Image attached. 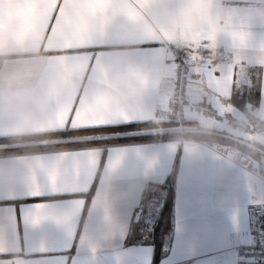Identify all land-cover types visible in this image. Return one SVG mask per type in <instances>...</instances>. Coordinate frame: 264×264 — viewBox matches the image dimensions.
<instances>
[{
	"label": "clouds",
	"instance_id": "9594fccd",
	"mask_svg": "<svg viewBox=\"0 0 264 264\" xmlns=\"http://www.w3.org/2000/svg\"><path fill=\"white\" fill-rule=\"evenodd\" d=\"M95 5L96 0H85L83 7ZM112 28L118 29L121 51L96 52L89 58L92 46ZM149 38L164 47L191 49L199 44L206 52L196 61L195 95L188 96L189 104L176 108L166 101L163 105L168 116L187 122L174 130L173 143L188 153L223 158L243 172L251 189L264 192V103L242 112L220 111L221 116L232 113L223 123L208 108L220 110L229 104L210 74L240 65L250 47V33L219 0H112L103 14L89 10L71 22L61 18L55 31L44 29L25 0H0V137L25 150L10 157L0 153V164L16 166L24 178L20 190L38 184L42 177L51 188L53 180L56 188L70 180L71 170L61 159L67 152L47 153L43 148L51 143L60 115L69 110L73 97L78 110L73 121L80 122L92 118L101 99L107 114L120 116L147 88L159 87L131 52ZM226 41L231 43L230 62L224 61L220 51ZM259 55L264 62V45ZM143 118L157 124L163 119L152 111H145ZM93 152L94 166L99 153ZM118 167L115 157L109 161L104 184L92 204V211L102 210L109 222L107 200ZM80 207L77 203L63 209L61 225H70ZM0 235L6 240L7 229H0ZM85 243L93 249L98 246L87 236ZM11 264L28 262L18 255Z\"/></svg>",
	"mask_w": 264,
	"mask_h": 264
},
{
	"label": "crops",
	"instance_id": "0c3cea01",
	"mask_svg": "<svg viewBox=\"0 0 264 264\" xmlns=\"http://www.w3.org/2000/svg\"><path fill=\"white\" fill-rule=\"evenodd\" d=\"M219 3L250 33L247 58L240 65H234L230 98L227 90L221 94L228 100L226 107L233 112L259 107L264 103V62L259 55L264 45V0H219ZM189 50L174 45L164 47L158 40L145 39L131 49L132 56L144 67L150 81L159 82V87L147 88L142 97L130 105L125 113L128 118H124V114L114 117L106 113L107 123L85 127L89 119L72 121L67 129L73 130V125L83 130L152 121L143 118V114L145 111L157 114L164 109L166 101L169 103L178 60L193 70L190 95L194 96L197 59L193 62L191 56L200 58L206 52L197 54ZM119 51L116 28L110 29L109 34L90 49L91 53ZM220 51L224 61L230 62L231 43L224 42ZM248 95H252V100H248ZM67 129H61L60 123L55 133ZM61 151L67 154L98 151L99 155L94 166L92 161L83 160L79 177L56 190L42 177L40 195H30L28 189L23 188L14 198L0 201V206L14 207L18 227L10 236L9 245L15 255L28 264H235L233 250L249 241L248 206L258 200L260 190L251 189L243 172L221 157L188 153L176 146L173 138L45 152ZM118 154L122 159L111 177L107 200L112 216L109 222L102 210L92 211V204L104 184L107 164ZM170 190L173 191L172 229L156 257V234L149 237L139 232L141 212L151 197L167 196ZM77 202L81 207L70 225L45 221L33 227L23 222L24 213L37 204L69 209ZM86 236L97 242L95 249L85 243Z\"/></svg>",
	"mask_w": 264,
	"mask_h": 264
},
{
	"label": "snow or ice",
	"instance_id": "6c2138e0",
	"mask_svg": "<svg viewBox=\"0 0 264 264\" xmlns=\"http://www.w3.org/2000/svg\"><path fill=\"white\" fill-rule=\"evenodd\" d=\"M25 3L29 4L33 8L38 20L45 30L55 31V25L61 23V18L71 22L75 16L89 10L103 14L107 9V5L112 3V0H96V5L92 9L83 7L85 0H51V2L50 0H25ZM189 51H194L197 54L201 53L200 45H195L194 48ZM92 56H94V53H89V58ZM198 58V55L191 56V60L193 62H195ZM85 70H87V65ZM235 71V66L231 65L226 73L213 71L210 74V78L215 81L216 88L219 93H223L227 90L228 99L230 98V89L234 81ZM74 100L75 97H73V103L69 105V110L61 113L60 115L61 129L69 128V125L72 124L73 116L78 111ZM231 110V108H228L225 105L220 106V111L230 112ZM124 118H128V114H124ZM107 122L108 119L106 118L103 100L101 99L98 101L95 112L85 127ZM71 129L77 130L79 128H76L73 125ZM93 157L94 154L88 151L77 154H64L61 159L65 161L71 170V178L67 183L72 181L74 178L79 177L81 162L83 160L92 161ZM120 159V155H117L115 157V162L119 163ZM23 182L24 178L14 164H8L7 166L0 164V201L14 198L20 191V186ZM52 183V189L56 190L57 188L54 186V180ZM27 189L30 195L37 196L41 194L39 183L32 187H27ZM62 210L63 209H59L53 205L37 204L24 213L23 222L26 225H31L33 227L40 226L45 221H54L55 224L61 225L64 223L65 218ZM17 227V218L14 207L0 206V229H7L6 240L2 235H0V257H8L0 258V264H11L13 258L18 256L15 255V250L9 245V238L17 232Z\"/></svg>",
	"mask_w": 264,
	"mask_h": 264
},
{
	"label": "built area",
	"instance_id": "2783aa9c",
	"mask_svg": "<svg viewBox=\"0 0 264 264\" xmlns=\"http://www.w3.org/2000/svg\"><path fill=\"white\" fill-rule=\"evenodd\" d=\"M193 75L192 68L183 61L178 60L175 63L173 86L169 100L170 105L182 108L189 104L188 96L190 95ZM208 108L211 116L218 122L223 123L232 116V113H225L221 116L220 110L211 105H208ZM156 115L163 117L160 123H175L177 127L186 123V121L178 119L175 116H168L165 109L158 111ZM165 207L166 196L164 194L153 196L148 200L141 212L140 234L149 237H153L156 234ZM248 214L250 220V238L249 241L236 246L233 250L236 260L235 264H264V192L260 191L258 200L248 206Z\"/></svg>",
	"mask_w": 264,
	"mask_h": 264
},
{
	"label": "trees",
	"instance_id": "16d2710c",
	"mask_svg": "<svg viewBox=\"0 0 264 264\" xmlns=\"http://www.w3.org/2000/svg\"><path fill=\"white\" fill-rule=\"evenodd\" d=\"M252 100V95L247 96ZM234 99V98H233ZM235 100V99H234ZM187 123V122H186ZM175 123H159L148 121L123 126L100 127L83 130H65L54 133L51 143L45 145L43 151L83 149L90 147H109L130 143L149 142L159 139L173 138ZM25 150L8 139H0V153H23ZM173 180V178H171ZM173 182V181H172ZM173 220V191H168L166 207L163 211L160 226L156 233V257L161 253L166 236L171 232Z\"/></svg>",
	"mask_w": 264,
	"mask_h": 264
},
{
	"label": "rangeland",
	"instance_id": "374dc122",
	"mask_svg": "<svg viewBox=\"0 0 264 264\" xmlns=\"http://www.w3.org/2000/svg\"><path fill=\"white\" fill-rule=\"evenodd\" d=\"M160 123V122H159ZM163 123V122H162ZM157 233V232H156ZM156 236V235H155Z\"/></svg>",
	"mask_w": 264,
	"mask_h": 264
}]
</instances>
